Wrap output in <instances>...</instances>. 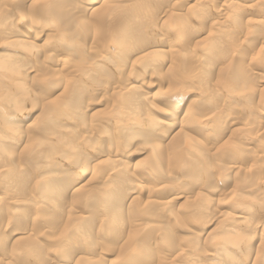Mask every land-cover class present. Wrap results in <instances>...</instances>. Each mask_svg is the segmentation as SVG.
Listing matches in <instances>:
<instances>
[{"label":"rangeland","instance_id":"1","mask_svg":"<svg viewBox=\"0 0 264 264\" xmlns=\"http://www.w3.org/2000/svg\"><path fill=\"white\" fill-rule=\"evenodd\" d=\"M32 1H33V6L37 8V10L33 11V12L29 11V8H28ZM51 1L52 0H7V1L6 0H0L1 17L6 16V17H4L5 21L0 20V43L2 42V39L5 37L3 40L4 43L0 45V56H2L3 59H5V58L8 59L9 57L19 59L20 57L22 58L23 55H24L23 57L27 56L28 53H29L28 57H36V56H38V54L43 52L39 56H47V55L51 56L46 60L48 62V64L47 63L46 64L49 65V67L51 65L50 68L52 70H54V69L60 70L59 67L61 68V70H60L61 76H59V78L61 79L62 82L60 81V83L65 84L64 79L65 80L67 79V81L70 78H72L73 80L77 79L78 74L75 75L76 72H75L74 68H76V67H74V65L75 66L76 65H79V66L82 65L85 67V64L88 61H91V59L89 60V58H91V57L88 55L89 48L90 47L101 48V42H103V36L101 37V35L103 34L104 30L103 31L100 30L96 25V22H97L96 18H98V15L96 13L95 14L93 13V11L95 9H97L96 12H98V13H99V10H101V11L103 10L104 12L109 11L110 8L111 9L113 8L112 6H116L115 4L118 5L120 2H122V3H120L122 6H124V4H125V6L123 8H128V9H135L136 8L137 11H139L141 9H146L145 5H147L148 6V9H146V10H148L147 13H148V15L152 16L151 22H153V20L156 21V19L159 18L158 20L161 19V22H163L162 25L163 24L166 25V26L163 25V27L160 26L159 28L157 27L159 30L156 33L157 36L155 34L154 35L152 34V36L150 35L151 36V37H149L150 41L157 42V41H163L166 39L168 41H178L179 37L174 36L176 33V27L175 26H180V25L176 22H179L178 19L184 20V18H185V21H187L189 28H193V29L195 28L194 30L192 29L193 33L195 34L194 36H192L194 38L191 40L192 44L198 43L200 41V39H202L203 37H206L207 34H208L207 37H209L213 33L214 34L220 33L221 36L223 35L221 38V43H220L221 45L223 44V47L220 45L219 49L217 48L218 50H216V49L212 50L210 48L211 50L208 51V53L213 54V56H216V57L218 56V57L215 60L216 61L215 67H213L212 70H210L207 74L208 75L207 77H209L208 79H211L209 81V84H207V85H209V86H207L208 87L207 89L209 90L211 86L213 87V89H217L218 90L217 95L220 97L216 96V99L213 98L214 101L212 99L211 102L208 103V105L204 103L205 105L203 106V105L198 104V102L196 100L197 97H195L196 95H194V94L193 95H185V93L181 91V92H177L176 94H174L175 96L174 95L172 96L170 93H168L169 90H166L169 88L166 81L169 79L170 75L168 74L169 75L168 76L167 73H165V70L163 69L162 74H161V71H159L160 76H158L159 72H156L150 76V74H151L150 69L145 67L149 62V59H150L149 57L146 58L148 60H146V59L145 60L141 59L142 61L138 60L141 62H138L135 65H133L134 63L132 64V62H131L130 65L126 66L125 70L121 69V71H119V74L117 73L118 70L116 71V69H115L116 66L113 67L112 65H106V64L104 66H101V67L95 66L94 69L92 70V74L96 75L97 80L94 79L92 81L93 83H91L90 86L92 87L95 84L97 85V87L94 90L95 92L93 91L94 93L92 92V94H93V98L94 97L96 98V103H98V105H95V107L93 108L94 110L92 109V110H90V111L88 110L86 112V114L88 113V115L85 116V118H87V116H88V118L85 119L86 124H88L89 121H91V122L93 121L92 124H98V122H100L102 125L109 124L108 126L111 125L109 127L110 132L113 135V132L115 130L116 131L118 130L116 128V125H115V122L117 120L115 117L117 116L118 110H121V107L123 106V104L120 100L117 101V98L114 97L110 93L111 89H113V86L115 88H117L119 85L120 86L118 88H125V89L126 88L132 89L133 87L138 88V86L140 85L139 82L141 81V79H143V82L146 86H148V84H150V85L152 84L153 86L145 87L147 89H145L141 86L140 89L141 90L143 89V90L141 91L138 89L137 95L140 94L143 96L146 95L145 97H150L149 98V100H150L149 105L151 104V108H149V106H146L147 108H144L143 107L144 105L140 104L137 107V109H139V110H137V109H136V111L134 110L135 113L137 112L136 114H139V115L140 114H143L146 116L149 115L148 117H151L152 119H153L152 115H154V119H160L158 112L160 111V108L162 110V107H161L163 105L162 103L165 102V100H169V98H170L169 96H171L173 98L170 101H173L175 98L174 103L178 104V106H180L181 108L183 106V109H184L185 104H186V107H187V109L189 108V111L185 115V113L183 112V109H177V112H176V110H174V108H175L174 107L173 109H169L170 111L168 110V112H166L168 114V116L166 114L165 118L167 120H169L170 124L173 123L172 125L175 126V129L180 128L182 126L183 135H190L193 139H195L193 142H191V144L192 143L193 144L195 143V144H194V146L192 144L193 147L191 149L187 148V146H186L182 149H178L177 153L175 150L174 151L175 153H174L173 147L171 146V143H169V148H168V142L161 141L159 143V139H158V137H156L158 135L155 136V134L150 139L145 140L144 142L140 141L141 139H138L139 142L137 139L135 141H131V143H128V145L126 147L125 146L124 147L118 146V148H117L116 145L113 146V140H112L110 143L111 146H109L110 144L108 145V147L103 146V151H105V156L107 157V153L109 152L108 159L111 156L110 159L112 160V162L107 161V159L105 157H102L103 159L100 157L99 160H102L103 163H100L99 165H97L98 167L93 168L94 170L93 169L91 170L90 168H88L87 167L88 163H87L86 167L84 169L85 171L81 169L80 170L81 173H77V174H79V179L77 181L75 180L77 182L75 184L77 186L84 187V189H86V186L88 187L87 190L92 189L90 187L91 186L93 187V185H94L95 189H97V188L99 189L100 186L103 184V181L105 179L104 178L105 175H107V173H110L111 168H113V166H114L113 165V159L115 158L114 153L116 152V150L120 149L121 154L118 152L119 153L118 158L124 164L123 171H124L125 177H128V180L130 179V181H127V183L130 182L131 184H133V187L129 183V184H127V186L130 188H126V187L117 188L118 186L120 187V185L118 182H114V185H111L110 187H107L105 189V191H104L105 196L107 195V197L109 198L108 200L110 202V206H111L112 212H113V214H111V216H112L111 220H109L108 222H105V224H104L102 222V219H101L102 216L101 215L99 216L100 213H99L98 207H94V206L92 207V205L88 206V208L86 207L85 209H81L80 207L78 209V207L75 206L74 210L72 208L73 213L74 212L75 213L73 215H71L68 211L69 208L71 209V207H69V208L67 207L68 206L67 203H68V200L70 201V197L67 198V200H66L67 203L66 202L61 203L64 206L60 205V208L58 207L59 211H55L53 213V211H51V209H50V212H48L49 209L46 210L42 214L43 216L41 218L43 221L46 220L45 221L46 224L44 223L42 225H36L35 226L32 223L30 224L31 220L35 219V217H36V215H35L36 212H34L35 211L34 209L29 208L26 210L27 211L26 212V211L22 210V207H20L21 210L18 211L19 213L17 212V214L14 215V218L13 219L11 218L13 220V221L11 220L13 223L11 222L9 227H7L8 231L6 230L5 231L6 233L4 232V236L0 235V255L2 253V255L4 256V258H3V256H0V258L2 257L4 259V260H0V264H1V262H2V264H4L5 262L8 263L9 261H10V264H34V263L35 264H38V263L39 264H47L46 262L48 260H49L48 264H77V263H79L77 261H80V264H88V263L92 264V262L94 263V261H95L94 264H102L103 262H104L103 264H106V263L107 264H111V263L112 264H135L133 262L134 259H136V258H134L135 256L133 257L132 252L128 248L129 246L125 247V245H123V244H126L127 239H128L127 242H129V240L131 241L132 239L130 237H133L132 234H134L137 230H139L140 234H141V236H140V234H139V236H137V237H139L138 242L139 241L142 242L141 243L142 245L150 244L152 246L153 251H152V254L147 255V258L149 257L148 261H146L144 259L145 258L144 257L142 259L143 262H141V263L139 262L136 264H143L144 262H145L144 264H157L158 263L157 260L158 261L160 260L158 264H165V263L166 264H203V263L204 264H217V263L221 264L223 262H224L223 264H225L224 260H226V262H227V260H230V261H228V263L230 262L229 264H233V263L234 264H251L252 260L254 259L255 255H256L257 246L261 249L260 245H258V244L260 242L259 238L262 236L259 237L258 234H259V230L261 231L262 228H264V220H263L264 219V187H263L264 186V89L262 90V88H264V60H263L264 59V55H263L264 50H262V49H264V43H263L264 42V39H263L264 38V23H260L262 20L261 18L264 17V0H246L247 2L251 1L250 3H252V4H250L251 7L244 9L242 12H240V5L245 0H206L207 2H205V0H179V1L178 0H149V1L148 0H139V1H137L136 6L134 4H132V6L127 4L128 2H132V0H124V3L122 0H117V2H119V3H117L116 0H114V1L113 0H60V1L55 0V2L53 1L54 3H52ZM142 1L143 2L146 1L145 5H144V3H142ZM183 1L185 3H181ZM102 2H104V4ZM36 3L38 6L36 5ZM50 3H52V4H50ZM203 3H205V4H203ZM2 4H3V6H1ZM176 4L179 8L177 6H174ZM179 4H181V6H179ZM52 5L53 6L55 5L54 7L58 6L57 7L58 10L64 11V9H65V11L68 12V14H70V15L74 14L73 18L75 20H78V22L75 21V23H74L75 25H72V27H70L68 25L67 27H69V28H67L65 24H63V23L61 24V26H63V28L62 27L61 28H62V30H64V32H66L65 30H68L67 32H69V33H70V31L73 32L71 34V39H70V41L73 39V41H71L72 44L70 43V41L67 38H66V40L62 39L64 37L62 34V30L60 33L59 26L55 25L53 23L54 21H51L50 17L46 18V16L40 15L41 13L39 14V12H41L39 10V6L41 9L43 6H49L50 7ZM138 5L139 6L141 5L140 8L138 7ZM62 6H64V7L61 8ZM34 7H32V8H34ZM68 8H70V9H68ZM154 8H155L154 13H155V15L157 14L155 17H153L154 13L150 12L151 9H154ZM223 8H224V10H223ZM8 10H10V12L13 13L15 16L10 15ZM22 10L24 12H27L26 14L31 13L30 15L36 16L40 20V22L44 21L43 22L44 24L41 25V23H39L40 25L36 26V25H34L35 23L32 22L33 24H31L28 22L26 24V26L24 25V27H21L20 31L15 32L14 30H12L11 35L8 34L10 32L9 31L10 28H8L9 27L8 24H12V21L10 22V19L14 20V23H15V21H17L18 17L20 16L19 13L21 14L23 12ZM69 11H70V13H69ZM103 11H102V13H103ZM214 11L216 12L215 14H213ZM158 12H160V13H158ZM219 12L221 13V15ZM34 13L35 14L37 13V15H35ZM170 13H172V14L170 15ZM3 14H6V15H3ZM8 15H10V16H8ZM93 15H94V17H92ZM159 15H161L162 18ZM197 16L201 17V18L198 19ZM7 17H9L8 20H7ZM41 17H43V18H41ZM75 17H77V18H75ZM49 18H50V20H49ZM235 18H237V20H235ZM165 19H166V21L170 20L171 22H165ZM39 20H38V22H39ZM174 20H176V22L174 23L173 28H172L171 23L174 22ZM1 22H2V24H1ZM92 22L96 25L95 30H97V31H95V32L93 30L94 27L92 26V24H93ZM200 23L202 25H200ZM29 24H31V25H29ZM170 24H171V26H169V28H167V25H170ZM217 24H219L220 26ZM45 25H46V27H44ZM90 25L93 28L91 30L89 29ZM143 26L149 32V28H150L149 25L145 24ZM22 28H23V31H22ZM39 28H41V29H39ZM79 28H80V31H78ZM1 30H4V31L6 30V31H5V33L2 32V34H1ZM26 30H31L32 32L34 31V33L40 32L41 36L38 39H36V38L34 39V34H32L33 36L29 35L30 36V38H29V36H27L28 33ZM41 30H43V32ZM92 30H93V32H92ZM166 30H167V32H166ZM82 31H84L85 33ZM58 32L60 35L57 34ZM89 32H91V33H89ZM168 32L170 34H168ZM23 34H26L25 36H27L31 41H33L32 45H31V47H33V49L31 48V51H29V52L26 51L27 53H24L25 52L24 50L20 49V51H18V49L16 48L17 46L15 47V46L6 44L5 39H10V40H15L16 38H17V40H19V39L21 40V38L24 39L25 37ZM84 34H87V35H84ZM91 34L95 37H93ZM43 35H45V36H43ZM72 35H74V36H72ZM80 35H81V37H84V38L83 39L80 38ZM90 35L92 36V38ZM73 37L76 40H74ZM77 38H78V40H77ZM228 38H230V40H228ZM189 39H190V37L187 38L186 41ZM89 40H93L94 42L92 41L93 42L92 43ZM232 40H233V43H232ZM238 40H239V43L237 42ZM61 41L64 43H62ZM108 41H109V38H108ZM182 41H184V40L182 39ZM222 41H224V42H222ZM59 42H60V44H59ZM234 42H235V47H233ZM88 43H89V45L87 46L86 44H88ZM134 43L135 42H132V44L128 45L129 48L127 46V50H126V48H125V50L128 51V49H129L131 51H135V47H134L135 44ZM67 44H68V46H67ZM182 44H183V42L181 44L177 43L176 44L178 46L177 49H181ZM34 45H35V47H34ZM84 45H85V47H84ZM207 45L208 44L205 42L204 45L202 44V46H204V48H202V46H199L198 50L197 49L196 50L195 49H190V50L188 49L189 52H188V50H186V52H188L189 55L192 56L191 58L196 57V58H199L201 60H204L207 56L210 55L207 53V51L202 50V49H205V47ZM239 45H240V48H237V46L239 47ZM72 46H74V54L72 53V50L70 49ZM106 46H108V43L106 44ZM228 46H230L231 49L233 48L232 50H234V51L236 49V51L232 52V50H230V48ZM87 47H89V48H87ZM14 48H16V49H14ZM39 48L40 49L42 48L41 49L42 52ZM189 48H190V46H189ZM68 49H70L71 53H70V51L68 52ZM64 50H65V52H63ZM226 50L228 52H230V51L231 52L228 54V52ZM219 51H221V52H219ZM237 51H238V54L236 53ZM30 52H32L31 53L32 56H30ZM1 53H2V55H1ZM13 53H14V55L12 56L11 54H13ZM204 53L205 54L207 53L208 55L205 56ZM231 53H233V54H231ZM256 53H257V55H256ZM15 54H17V55H15ZM68 54H70V56ZM135 55H138V54H135ZM187 56H188V54H187ZM256 57H258V58H256ZM2 58H0L1 59L0 61H2ZM65 58L66 59L69 58L71 60L70 62H68L67 65L62 64V60H65ZM86 58L88 59V61ZM223 58H224V60H223ZM49 59H51V60H49ZM40 60H41V58H40ZM56 61H58V62L56 63ZM210 61L211 60H209L207 57L205 60V62L207 64L205 63V65H203V64L197 65V64L193 63L194 66L190 65V68L191 69H197V71H201V70L206 71L205 69H207L211 66ZM49 62H52V63L50 64ZM144 63H146V65ZM227 64L229 66H227ZM207 65H208V67H207ZM244 65H245V67H244ZM225 66L229 67V69L226 70L228 72H225L223 75L222 74L219 75L217 69H220V67L225 68ZM233 66H234V68H237V70L234 69V71L236 73L233 71ZM64 67L66 70L64 69ZM103 67H105L107 69V71ZM102 68L104 70H101ZM70 69L72 72L70 71ZM230 70L233 73H231ZM139 74H141V75H139ZM160 77H161V79H160ZM158 79H160V80H158ZM2 80L6 81V78L4 77V79H2ZM135 80H138V82L135 83L134 82ZM245 80H246V82H245ZM90 82L91 81H88V83H90ZM94 82H96V83H94ZM240 82H242V84ZM42 84H43V86L40 89L37 88V90H39V92H40V96H44L46 94V96H50V98H53V97L55 98V96L61 94L62 90H60V88L56 92V90L55 91L50 90L51 86L49 84L48 85L47 84L45 85V83H42ZM87 85L89 86V84H87ZM215 85L217 88L215 87ZM239 86L240 87L242 86L243 89L240 88ZM43 88H44V91H42ZM248 88L252 89V91L249 92ZM103 89L106 92L108 91V98H107V96L104 98L101 96L102 94L98 93V92H100L99 90H103ZM222 89H224V90H222ZM253 89H254V91H253ZM48 91H51V92H48ZM156 91H157V93H156ZM166 91L169 95L167 93H165ZM53 92H56V93H54V95H53ZM152 93L154 95H152ZM163 96H165V98ZM60 97H63V94H61ZM206 97H209V95H207ZM152 98H154V99H152ZM159 100H160V102H159ZM214 104H215V106H213ZM155 105H157V107ZM211 106H213L212 107L213 110L211 109ZM197 107H199V109ZM126 109H129V111H131V108L126 107ZM109 110H112V111H109ZM156 111H158V112H156ZM190 112H191V115L193 116L192 117V119H194L193 121H195V123L192 125H191V123L193 121L191 122V120H190V115H189ZM247 113H248V115H247ZM106 115H108V116H106ZM186 116H188L189 118H187ZM213 116H214V118H213ZM184 117H186V118H184ZM95 120L97 121L96 123H95ZM99 120H102V122ZM61 122H62V124H67L65 120H63ZM178 122L180 123V125ZM181 123H182V125H181ZM250 125H252V126H250ZM195 127H196V129H195ZM203 127H204V129H202ZM156 134H157V132H156ZM172 134H170V136H172ZM229 134L231 135V137ZM150 140H152V141H150ZM153 141H154V143H153ZM156 142L160 144V147L156 146ZM100 143H101V141H99V140L96 141V145L95 146L91 145V148H89L88 150L91 153H92L93 149L100 150L99 149L100 146H98ZM246 143H248V145H247L248 148L246 149L245 152L241 153V148L245 147ZM166 146H167V148H165ZM152 147L155 150L154 149L152 150ZM122 148H123L124 152H123ZM159 149H160V151H158ZM149 150H151V151L149 152ZM156 151H158L159 154H157ZM168 152H170V153H168ZM179 153H180V155H178L176 157L175 155L179 154ZM183 153H189V155L191 157H193V158H191L193 160L192 161L191 160L179 161L178 158H180L181 154H183ZM156 154L159 155L157 160L155 158ZM160 154L163 158H165L164 160H162V157L160 156ZM121 155H122V157H121ZM172 156L175 158H173ZM60 159L62 160V161L58 162L60 165H58V166L56 165L57 167L56 166L54 167V169L56 168L55 171L53 170L54 175H57V176L62 175L61 167L64 169L66 168L67 171L69 168L73 167V166L72 167L66 166V159L67 158L62 159V157H61ZM104 159H106L107 163H105L106 161H104ZM168 159H170V160H168ZM171 159H172V161H171ZM158 161H161V162H159V164H158ZM167 161L170 164L173 163L175 165L173 166V164H171L169 166V163ZM216 161H218V162H216ZM166 162H167V164H166ZM207 162L210 164V166ZM94 163L95 162H91L89 164H94ZM161 163H163V164L161 165ZM107 164H108V166H107ZM206 165H207V167H206ZM221 165L223 166V168ZM172 166L174 167V169ZM176 167H178V168H176ZM208 167H210V168H208ZM74 170L76 172L78 171V170H76V168H74ZM128 170H130V172H132V173L129 174ZM93 171L94 172L96 171V173L93 174ZM134 171H135V174H133ZM146 171H148V173L149 172L150 173L146 175L145 174ZM97 172H99L103 176H101L99 173L97 174ZM178 175H179V177H178ZM162 176H165L166 178L162 179ZM167 176H168V179H167ZM71 180H72V178H71ZM86 181L90 182V183H87ZM115 183L117 186H115ZM95 184H96V186H95ZM89 185H91V186H89ZM112 186H115L116 188L112 187ZM137 188H140V190ZM154 188H155V190H154ZM141 189L143 192L141 191ZM114 190H118L121 195H119V192L114 191ZM126 190H127V192H126ZM2 191H3V189H0V194H2V195H0V199L3 200L4 194L2 193ZM27 191L28 192H26V194H24V195L18 194V196H16L17 197L16 199L20 200V198H23V199L32 198V200L36 201L34 199V198H37L36 197L37 195L35 194V192L33 193L34 195L33 194L31 195L33 197H30L32 190L28 188ZM113 192H114V194H113ZM213 192H214V194H213ZM109 193H110V195H109ZM180 194H182V196ZM13 195L15 196L17 194L13 193ZM129 195H130V197H129ZM153 195L155 196V198ZM19 196H20V198H19ZM121 196L123 198H121ZM177 196H181V198H179L178 200H173L174 202L171 201L170 203H172V204H168V207H166V208H162V207L160 208L159 203L162 202L164 199H168L169 197L172 199V198H176ZM182 197H183V199H182ZM114 198L117 202L114 200ZM151 199H152V201H154V203H156V205L152 204L149 206ZM201 199H202V201H201ZM94 201H95V199H94ZM121 201H122V203H121ZM152 201H151V203H153ZM177 201H179V202H177ZM130 202H131V204H130ZM132 203H135V204H132ZM94 204H95V202H94ZM128 206L130 207V209ZM156 206H158L159 208H157ZM4 208H3V210H0V211H2V212H0V221H1L0 222V225H1L0 230H2L3 227H5V226L2 227V225H5V222L8 219L7 217H5L6 215L4 213H6L5 212L6 210ZM193 208L195 211L193 210ZM91 209H93V211H91ZM161 209H163V211ZM183 209H185V210H183ZM196 209H197V211H196ZM30 210H31V212H30ZM78 210H79V212H78ZM147 210H149V211H147ZM169 210L171 213L169 212ZM60 211L64 214V216L62 213H60ZM120 211H122V212H120ZM76 212H78V213H76ZM81 212H82V214H81ZM219 212H220V214H218ZM50 213L53 215V217H51ZM56 213L58 214V218H57ZM122 213L126 214L127 218L125 219L124 223L121 224V226H117V224L115 223V218H117L118 215L122 214ZM65 214L69 216L68 219H67V216ZM80 214L84 215V219L82 218L79 222H76L77 216H79ZM19 215L21 218L19 217ZM59 216L62 218H60ZM86 216H88V218H86ZM97 216H99V217H97ZM114 216H116V217H114ZM137 216H139V217H137ZM145 216H147V217H145ZM208 216L209 217L211 216L212 218L211 217L209 218ZM17 217H18V219H17ZM30 217H32V218L30 219ZM47 217L50 218L51 220L48 219ZM135 217H137V218H135ZM256 217L257 218L259 217V219H257ZM90 218H91V221H90L91 224L87 220H85V219H90ZM95 218L97 220H95ZM2 219H4L5 222ZM70 219H71V221H70ZM82 220H83V222L81 223ZM126 220H128V222ZM48 221H50V222L48 223ZM66 221H68V222L66 223ZM130 221L133 223L135 222V223L134 224L130 223ZM15 222H18V223H15ZM86 222H88L91 225V227ZM212 222H214V223H212ZM63 223H65L64 226H67V227L64 228ZM84 223H86V225H88L86 227H88L93 234L92 237H90V238L96 239V237H95L96 235H94V234H98L97 237H99L98 240L96 239L97 242L95 240L91 241L92 242V243H90L91 248L88 245L90 250H92V248H94L93 250H95V252L92 250L94 254L90 250H84L83 251L80 249V247L85 242V240L86 241L89 240L88 238L83 237L82 239L79 238V240H78L75 238V236L73 237V235H72L71 229L72 228H73L72 230H76L77 228H79L80 230L84 229V228H82V227H85ZM95 223H96V225H95ZM110 223H111V225H110ZM145 223H147L148 225H146ZM250 223L254 224V226L258 225L257 233H255V234L252 233L253 235L250 234V237H252L251 238L252 240H250V241L252 243L250 241H248L247 245L240 247L241 249L238 247H232L233 241H231V240L235 237V235L239 234V236H241L240 233H242L243 231H246V228L248 226L252 225ZM61 224L63 227L61 226ZM76 224L78 226H76ZM82 224H84V225H82ZM92 224H93V227H92ZM131 224H132V226H131ZM138 224L140 227L136 226ZM151 224H153V225H151ZM56 225H58V226H56ZM133 225L136 227H134ZM218 225H219V228H218ZM14 226L16 227V229ZM32 226H33V228H32ZM146 226H148V228ZM158 226L161 227V230H157ZM55 227H56V229H54ZM112 227H114V228L111 229ZM127 227H129V229H126ZM141 227H143V229H141ZM144 227L147 229H145ZM36 228H38V229H36ZM61 228L63 230L64 229L66 230V231L65 230L63 231V232H65L64 234H62ZM133 228H134V231H132ZM136 228H137V230H135ZM139 228L142 230V232ZM155 228H156V230H155ZM213 228H214V231H212ZM52 229H54L55 231L53 232ZM116 229L118 230V232ZM9 230L13 231V232L10 234ZM16 230L18 231V233ZM128 230H129V232H128ZM20 231H22V232H20ZM39 231H42V232H39ZM48 231H49V233H48ZM59 231H61V233ZM103 231H105V232H103ZM107 231L108 232L112 231V233H110V232L108 233ZM66 232H68V233H66ZM157 232H158V235H157ZM42 233H44V234H42ZM70 233H71V236H69ZM104 233H106V235H109L108 238H106L104 236L105 235ZM114 233H115V235H114ZM129 233L130 234L132 233V234L130 235ZM22 234H24V235H22ZM152 234H154L153 235L154 237L152 236ZM191 234H194L195 236L198 234L197 235L198 238L193 239V241L192 240L187 241V239H188L187 237L190 236ZM263 234H264V231H263ZM54 235H56V236H54ZM64 235H65V237H64ZM212 235H214L215 237ZM257 235L259 238L257 237ZM24 236L28 237V238L24 239ZM118 236H120V238H118ZM122 236L125 237L124 240H123ZM128 236H130V237L128 238ZM147 236L149 239L147 238ZM253 236H255V238ZM19 237H21V239ZM38 237L39 238L41 237V240L37 239ZM51 237H53V238H51ZM60 237H62V238H60ZM121 238H122V241H121ZM151 238H152V240H151ZM239 238H241V237H238V240H243V239H239ZM1 239L3 242L1 241ZM60 239L61 240L64 239V242L60 241ZM80 239L83 241H81ZM168 239L173 241L172 244H171V242H168L169 241ZM23 240L24 241L28 240L29 242L26 241V243H25ZM149 240H151V241H149ZM93 241H95V242H93ZM22 242H23V244H22ZM78 242L81 245L78 244ZM99 242L101 244H104V245L103 246L99 245ZM144 242H145V244H144ZM34 243L36 245L38 244L39 250H37V251L33 250L36 252L35 256L33 257L32 253L28 252V250L31 247H33ZM55 243L58 244V246ZM163 243L166 244V246ZM226 243L227 244L229 243V245H227ZM40 244H41L42 248L39 247ZM54 244H55V246H54ZM28 245H29V247L27 248ZM63 245H65V247ZM71 245H77L78 247L77 246L76 247L71 246ZM122 245L124 246V248ZM126 245H128V244H126ZM107 246H109V248ZM177 246H179V247H177ZM25 247H26V250H25ZM100 247H102V248H100ZM223 247H225V249ZM57 248H59V249H57ZM84 248H86V247H84ZM125 248H126V250H124ZM155 248H156V250H155ZM221 248L223 249V251L229 250L228 252H230V251L231 252L229 254H224V256H222V253L220 252L222 250ZM5 249L6 250L8 249V251H5ZM40 249H41V251H40ZM50 249H52V250L54 249V250L52 251ZM11 250L17 251L16 252L18 254L17 260L12 257ZM158 250H159V252H158ZM25 251H26V253H25ZM76 251H78L81 254V256L79 253L77 254ZM123 251H124V253H123ZM37 252L40 254H38ZM42 252H44V253H42ZM55 252L58 255H56ZM121 252L123 255L121 254ZM160 252H162V253L160 254ZM90 253L93 255H91ZM101 253H103V254H101ZM130 253L132 255H130ZM157 253H158V255H157ZM225 253H226V251H225ZM75 254L77 255V257ZM124 254L127 256V258ZM155 254L158 257H156ZM9 255L12 257V258L10 257L11 259L9 258ZM74 255H75V257H74ZM233 255H235V256L233 257ZM46 256H47V258H46ZM52 256L54 259L50 260V258H52ZM93 256H96V257H93ZM99 256H101V257H99ZM160 256L164 259H162ZM59 257H61V258H59ZM86 257L89 259V261H88V259H85ZM55 258H57V259H55ZM82 258L85 259L86 262H84V260ZM91 258H93V259H91ZM100 258H102V260ZM115 258H116V260H115ZM221 258L224 260H222ZM94 259H96V260H94ZM168 259L170 260V262ZM91 260H93V261H91ZM75 262H77V263H75ZM263 262L258 260L257 263L258 264H264Z\"/></svg>","mask_w":264,"mask_h":264},{"label":"bare ground","instance_id":"2","mask_svg":"<svg viewBox=\"0 0 264 264\" xmlns=\"http://www.w3.org/2000/svg\"><path fill=\"white\" fill-rule=\"evenodd\" d=\"M7 1V0H6ZM55 0H52L51 2L54 3ZM58 1V0H57ZM60 1V0H59ZM114 1V0H113ZM123 3H124V0H122ZM135 1V2H134ZM137 1L139 0H132V2H126L127 4L131 5L134 4L136 6V3ZM149 1V0H148ZM179 1V0H178ZM38 2V1H37ZM93 2V1H92ZM100 2V1H99ZM109 2V1H108ZM117 2V0H116ZM146 2V1H145ZM145 2L142 1V3H144L145 5ZM198 2V1H197ZM200 2V1H199ZM205 2H207L205 0ZM251 2V1H250ZM249 1L247 2L246 0L243 1L240 5V12H242L244 9H247L248 7H251ZM3 3V2H2ZM35 3V2H34ZM40 3V2H39ZM50 3V4H52ZM104 4V2H102ZM113 3V2H112ZM119 3V2H117ZM122 3V2H120ZM115 4L116 6H112L113 8L109 9V11H102L99 10V13L96 12L97 9H95L93 11V13L97 14L98 15V18H96L97 22H96V25L97 27L100 29V30H104L103 31V34L101 35V37L103 36V42H101V48H95V47H87L89 48V52H88V55L91 57L89 58V60L91 59V61H88L87 59V63L85 64V67L84 66H79V65H74V68L75 69V72L77 75V79H74L73 80L72 78L67 79L65 80L64 79V83L65 84H61L60 81L61 79L59 78V76H61L60 74V70L61 68L59 67L60 70H52L48 64V62L46 61L49 57H51L50 55L48 56H39L41 55L43 52H42V48L40 49L42 53L38 54V56L36 57H28L29 53L27 56L23 57L22 58L20 57L19 59H15V58H5L3 59L2 56H0V58H2V61H0V189H3L2 193L4 194V199H0V210H3V208L6 210L4 213L8 219L6 220V222L4 221V219H2L4 222H5V225H2L5 226L3 227L2 230H0V235L4 236V232L8 229L7 227H9V225L11 224V222L13 221L12 219L14 218V215L17 214V212L20 209V207H22V210L26 211L27 209L31 208V209H34L36 212L35 215V219L31 220L30 224H34L35 226L36 225H42V224H46V220L43 221L41 218H42V214L49 209L48 212H50V209L51 211H53V213L55 211H59L58 207L60 208V205L61 206H64L62 205L61 203L63 202H66L67 203V198L70 197V201L68 200V203H67V207H71V209L69 208V213L71 215H73V211H72V208L74 210V207L77 206L78 209L79 207L81 209H85L86 207L88 208V206H91L92 207H98L99 209V216L101 215L102 216V222L105 224V222H108L109 220H111V214H113L112 212V208L110 206V202H109V198L107 197V195L105 196V189L107 187H110L111 185H114V182H118L120 187L118 186L117 188H121V187H126V188H130L127 186V184H129L130 182L127 183V181H130V179L128 180V177H125L124 175V171H123V168H124V164L123 162H121V160L118 158V154L121 152L120 149L119 150H116V152L114 153V159H113V168H111V171L110 173H107V175H105V179L103 181V184L100 186V188L98 189H95L94 185L93 187L91 185L90 188L92 189H89L87 190V186H86V189H84V187H80V186H77L75 183H77L76 181L79 179V174L77 173H81L80 170H84L85 167H86V164H87V167L90 168L91 170L95 167H98L97 165H99L100 163H103L102 160H99L100 157H105L107 159V161L109 162H112V160L110 158L108 159V154L109 152L107 153V157L105 156V151H103V146H106L108 147V145L111 143V141L113 140V146L116 145V147L118 148V146H122V147H126L128 145V143H131V141H135L136 139H141L140 141L144 142L145 140H148L150 139L154 134L156 137H158L159 139V143L161 141H166L168 142V148H169V143H171V146L173 147V152L176 150V153L178 152L177 150L178 149H182L184 147L187 146V148L191 149L193 146L191 144V142H193L195 139H193L190 135H183L182 133V126L180 128H177L175 129V126H173L172 124H170L169 120H167L165 118V115L167 114L166 112H168L169 109H173L174 107V110H176L177 112V109H183V106L182 108L180 106H178V104L174 103L175 102V98L173 101H170L171 99H173L171 96H169V100H165V102H163L162 104V110L160 108V111H156L159 113V117L160 119H154V115L153 116V119L151 117H148L146 115H143V114H136L135 111L137 109V107L142 104L144 105L143 107L144 108H147L146 106H149V108H151V104L149 105L150 103V100L149 98L150 97H145L146 93L144 94L145 96L143 95H140L138 93V89L141 90V86L143 88L145 87H151L153 86L152 84H148V86H146L143 82V79H141V81L139 82L140 85L137 87H133L132 89H125V88H115L113 86V89H111V94L117 98V101L120 100L123 104V106L121 107V110H118L117 112V116L115 117L117 120L115 122V125H116V128L118 129L117 131L115 130L113 132V135L111 134L110 132V129L109 127L111 126H108L109 124L107 125H102L100 122H98V124H92L91 121L88 122V124H86L85 122V119L88 118H85L86 115H88V113L86 114V112L89 110H92L95 105H98V103H96V98L94 97L93 98V94L92 92L95 90V88L97 87V85L95 84L94 86H90L91 83H93L92 81L94 79H96V75H93L92 74V70L94 69L95 66H98V67H101V66H104L105 64L106 65H112L113 67H115L116 71L118 70V74H119V71H121V69L125 70L126 69V66L130 65L131 62L133 65H135L136 63L138 62H141L142 60L141 59H146L147 57H149V62L148 64L146 65V63H144L143 65L146 67V68H149L150 69V76L156 72H159L161 71V74H162V70L164 69L165 70V73H167V75L169 76V79L166 81L167 82V85L169 86L168 89L166 90H169L168 93H170L172 96L174 94H176L177 92H184L185 95H196L195 97H197V102L198 104L200 105H205L209 102H211V100L214 98L216 99V96L217 95V89H213V87L211 86L210 89L208 90L207 84H209V81L211 79H208L209 77H207L208 75V72L210 70H212L213 67H215V63H216V59L217 57L216 56H213V54H210L208 53L209 50H213V49H216L218 50L219 47H220V43H221V38L222 36L219 34H211L209 37H203L202 39H200V41L198 43H194L192 44L191 43V40L194 39L192 36H194L195 34L193 33L192 29L193 28H189L188 24H187V21H185V18L184 20L183 19H178L179 22H176V20H174V22H172V26L171 24L170 25H167V28H169V26H171L173 28V25L174 23H178L180 26H175L176 27V33H175V37H179L178 41H168L167 39L166 40H163V41H156L157 42H154V41H150V38L152 36V34L156 35V33L159 31L158 28L161 26L163 27L162 23L161 22V19L158 20L159 15L156 19V21L153 20V22H151L152 20V16L151 15H148L146 9H148V6L145 5V8L146 9H141L139 11H137V9H128V8H123L125 6H122L121 4ZM181 3H185L184 1L181 2ZM212 3V2H211ZM49 4V3H48ZM56 4V3H55ZM102 4V5H103ZM107 4V3H106ZM109 4V3H108ZM147 4V3H146ZM178 4V3H177ZM174 5V6H177ZM202 4V3H201ZM205 4V3H203ZM208 4V3H207ZM35 5V4H34ZM37 5V3H36ZM46 5V4H45ZM59 5V4H58ZM67 5V4H66ZM184 5V4H183ZM216 5V4H215ZM224 5V4H223ZM3 6V4L1 5ZM38 6V5H37ZM55 6V5H54ZM53 5L52 6H43L41 9H40V6H39V10L41 12H39L40 15H43V16H46L47 17H50L51 18V21H54L53 23L57 26H59L60 28V33H61V30L63 28V26H61V24H65L66 27L69 25L70 27H72V25H75V21L78 22V20H75L73 17V15L71 16L70 14H68V12L64 11L63 10H58V6L57 7H54ZM141 6V5H140ZM140 6L138 5V7L140 8ZM179 6H181V4H179ZM230 6V5H229ZM5 7V6H4ZM33 6V1L30 3V6L28 7L29 8V11H36L37 8ZM64 6H62L61 8H63ZM178 7V6H177ZM220 7V6H219ZM224 7V6H223ZM253 7V6H252ZM6 8V7H5ZM36 8V9H35ZM173 8V7H172ZM179 8V7H178ZM225 8V7H224ZM223 8V10H224ZM2 9V8H1ZM35 9V10H34ZM57 9V10H56ZM70 9V8H68ZM103 9V8H102ZM3 10V9H2ZM6 10V9H5ZM154 9H151L150 12L154 13ZM222 10V11H223ZM1 11V10H0ZM7 11V10H6ZM10 15H14L13 13L10 12V10H8ZM23 11V10H22ZM28 11V12H29ZM68 11V10H67ZM101 11V12H100ZM216 11V10H215ZM214 11L213 14H215L216 12ZM228 11V10H227ZM67 14H66V13ZM161 12V11H160ZM158 12V13H160ZM171 12V11H170ZM27 12H22L21 14L19 13V17L17 19V21H15L14 23V20L10 19V22L12 21V24H8V28L9 29V33L11 35V32L12 30H14L15 32L16 31H20L21 30V27H24V25L26 26V24L29 22L31 24L35 23L34 25L36 26H39L41 23L44 24L43 22L44 21H41L34 15H30L31 13H28L26 14ZM70 13V11H69ZM147 13V14H146ZM168 13V12H167ZM220 13V12H219ZM35 14V13H34ZM150 14V13H149ZM172 13H170L171 15ZM212 14V15H213ZM3 15H6V14H3ZM8 15V16H10ZM37 15V13L35 14ZM39 15V16H40ZM153 15V14H152ZM157 15V14H156ZM155 13H154V16H156ZM175 15V14H174ZM221 15V13H220ZM15 16V15H14ZM13 16V17H14ZM76 16V15H75ZM96 16V15H95ZM151 16V17H150ZM173 16V15H172ZM206 16V15H205ZM232 16V15H231ZM6 17V16H4ZM4 17H1V14H0V20H4ZM12 17V16H11ZM94 17V15L92 16ZM91 17V18H92ZM97 17V16H96ZM166 17V16H165ZM164 17V18H165ZM198 17V16H197ZM9 17H7V20H8ZM43 18V17H41ZM49 18V20H50ZM77 18V17H75ZM162 18V16H161ZM196 18V17H195ZM201 18V17H198V19ZM15 19V20H16ZM80 19V18H79ZM261 22L260 23H264V17L261 18ZM39 20V22H38ZM45 20V19H44ZM169 20V19H168ZM235 20H237V18H235ZM3 21V22H4ZM95 21V20H94ZM93 21V22H94ZM163 21V20H162ZM8 22V21H7ZM33 22V23H32ZM92 22V23H93ZM165 22H171L170 20L169 21H166L165 19ZM250 22V21H249ZM86 23V22H85ZM89 23V22H88ZM91 23V22H90ZM2 24V22H1ZM29 24V25H31ZM78 24V23H77ZM82 24V23H81ZM149 25V32L148 30H146L144 28L143 25ZM47 25V24H46ZM46 25L44 27H46ZM96 25L93 23L92 26L94 27V29L92 28V26L90 25L89 26V29H93L94 32L97 31L95 30L96 28ZM200 25H202L200 23ZM219 25V24H217ZM234 25V24H233ZM166 26V25H164ZM220 26V25H219ZM52 27V26H51ZM62 27V28H61ZM74 27V26H73ZM83 27V26H82ZM81 27V28H82ZM158 27V28H157ZM218 27V26H217ZM43 28V27H42ZM69 28V27H67ZM166 28V27H165ZM223 28V27H222ZM35 29V28H34ZM33 29V30H34ZM41 29V28H39ZM44 29V28H43ZM50 29V28H49ZM86 29V28H85ZM195 29V28H194ZM193 29V30H194ZM47 30V29H46ZM56 30V29H55ZM73 30V29H72ZM77 30V29H76ZM92 30V32H93ZM243 30V29H242ZM6 31V30H5ZM4 30H1V34L2 32L5 33ZM22 31H23V28H22ZM27 31V36L29 35H32L34 34V39H38L40 36H41V33L40 32H36L37 33H34V31L32 32L31 30H26ZM43 32V30H41ZM58 31V30H57ZM66 32H64V30H62V34H63V38L62 39H65L66 38L70 41L71 39V34L73 33L72 31L67 32L68 30H65ZM80 31V28L79 30ZM99 31V30H98ZM163 31V30H162ZM84 32V31H82ZM167 32V30H166ZM19 33V32H18ZM50 33V32H49ZM75 33V32H74ZM78 33V32H77ZM85 33V32H84ZM91 33V32H89ZM197 33V32H196ZM232 33V32H231ZM7 34V35H8ZM58 35L59 32L57 33ZM95 34V33H94ZM168 34H170L168 32ZM172 34V33H171ZM24 35V39L21 38V40H17V38L15 40H10V39H5L6 40V44L8 45H12V46H17L16 48L18 49V51L21 50H24L25 52L24 53H27L29 51H31V48L33 49V47H31L32 45V42L27 36H25L26 34H23ZM75 35V34H74ZM72 35V36H74ZM82 35V34H81ZM80 35V38H84V37H81ZM84 35H87V34H84ZM83 35V36H84ZM92 35V34H91ZM90 35V36H91ZM99 35V34H98ZM151 35V36H150ZM188 35V36H187ZM13 36V35H12ZM33 36V35H32ZM45 36V35H43ZM50 36V35H49ZM53 36V35H52ZM78 36V35H77ZM89 36V35H88ZM93 36V35H92ZM91 36V38H92ZM97 36V35H96ZM157 36V35H156ZM256 36V35H255ZM18 37V36H17ZM61 37V36H60ZM95 37V36H93ZM190 37L189 40L186 41L187 38ZM5 38V37H4ZM4 38L2 39V42L0 43L3 44V40ZM15 38V37H14ZM13 38V39H14ZM74 38V37H73ZM108 38H109V41H108ZM153 38V37H152ZM165 38V37H164ZM199 38V37H198ZM231 38V37H230ZM230 38H228V40H230ZM90 39V38H89ZM182 39L184 41H182ZM264 39V38H263ZM47 40V39H46ZM74 40H76L74 38ZM78 40V38H77ZM159 40V39H158ZM237 40V39H236ZM241 40V39H240ZM261 40V39H260ZM48 41V40H47ZM54 41V40H53ZM64 41V40H63ZM73 41V39L71 40ZM70 41V43L72 44V42ZM89 41H93V40H89ZM62 42V41H61ZM68 42V41H67ZM79 42V41H78ZM83 42V41H82ZM88 42V41H87ZM90 42V43H91ZM94 42V41H93ZM92 42V43H93ZM132 42H135V51H131L128 49L127 50V46L132 44ZM154 42V43H153ZM182 46H181V49H177V43H182ZM207 43L208 45L205 47V49H202V50H205L207 51L208 54H210L208 57L209 60H211V66L207 69H205L206 71L204 70H201V71H197V69H191L190 68V65H193L194 64H203L205 65V60H201L199 58H191L192 56L189 55V50L190 49H197L199 48V46H202V44L204 45V43ZM224 42V41H222ZM239 43V40L237 41ZM241 42V41H240ZM261 42V41H260ZM64 43V42H62ZM69 43V42H68ZM86 43V42H85ZM84 43V44H85ZM108 43V46H106V44ZM232 43H233V40H232ZM264 43V42H263ZM262 43V44H263ZM53 44V43H52ZM60 44V42H59ZM83 44V43H82ZM237 44V43H236ZM257 44V43H256ZM87 46L89 45L86 44ZM92 45V44H91ZM100 45V44H99ZM153 45V46H152ZM227 45V44H226ZM235 47V42L233 44ZM241 45V44H240ZM240 45L239 47L237 46V48H240ZM4 46V45H3ZM6 46V45H5ZM19 46V47H18ZM59 46V45H58ZM68 46V44H67ZM77 46V45H76ZM190 46V48H189ZM223 47V44L221 45ZM252 46V45H251ZM261 46V45H260ZM35 47V45H34ZM85 47V45H84ZM230 48V46H228ZM2 48V47H1ZM13 48V47H12ZM14 48V49H16ZM126 48V50H125ZM129 48V46H128ZM132 48V47H131ZM180 48V47H179ZM202 48H204V46H202ZM211 48V49H210ZM218 48V49H217ZM72 50V53L74 54V46H72L70 48ZM70 49H68V52L70 51ZM76 49V48H75ZM189 49V50H188ZM233 49V48H232ZM230 48V50H232ZM235 49V48H234ZM261 49V48H260ZM259 49V50H260ZM66 50V49H65ZM65 50L63 52H65ZM137 50V51H136ZM186 50H188V52H186ZM222 50V49H221ZM264 50V49H262ZM27 51V52H26ZM44 51V50H43ZM193 51V50H192ZM201 51V50H200ZM227 51V50H226ZM236 51V49H235ZM234 50H232V52H235ZM40 52V51H39ZM137 52V53H136ZM221 52V51H219ZM228 52V51H227ZM231 52V51H230ZM228 52V54L230 53ZM260 52V51H259ZM262 52V51H261ZM6 53V52H5ZM22 53V52H21ZM32 52H30V56ZM71 53V51H70ZM205 54L204 55H208V54ZM238 54V51L236 52ZM264 53V52H263ZM9 54V53H8ZM19 54V53H18ZM65 54V53H64ZM67 54V53H66ZM135 54H140L139 56L138 55H135ZM188 54V56H187ZM193 54V53H192ZM233 54V53H231ZM230 54V55H231ZM254 54V53H253ZM2 55V53H1ZM4 55V54H3ZM12 56L14 55L11 54ZM17 55V54H15ZM21 55V54H20ZM19 55V56H20ZM46 55V54H45ZM70 56V54H68ZM257 55V53H256ZM262 55V54H261ZM264 55V54H263ZM8 56V55H7ZM10 56V55H9ZM55 56V55H54ZM94 57V58H93ZM229 57V56H228ZM41 58V60H40ZM258 58V57H256ZM228 59V58H227ZM239 59V58H238ZM250 59V58H249ZM253 59V58H252ZM1 60V59H0ZM51 60V59H49ZM57 60V59H56ZM138 60H141V61H138ZM148 60V59H146ZM224 60V58H223ZM229 60V59H228ZM231 60V59H230ZM243 60V59H242ZM264 60V59H263ZM71 60L68 58L65 60H62V64L64 65H67L68 62H70ZM241 61V60H240ZM58 61H56L57 63ZM189 62V63H188ZM192 64H191V63ZM224 62V61H223ZM226 62V61H225ZM47 63V64H46ZM50 64L52 62H49ZM108 63V64H107ZM194 63V64H193ZM227 63V62H226ZM54 64V63H53ZM207 64V63H206ZM225 64V63H224ZM84 65V64H83ZM223 65V64H222ZM226 65V64H225ZM231 65V64H230ZM246 65V64H245ZM244 65V67H245ZM55 66V65H54ZM227 66H229L227 64ZM236 66V65H235ZM62 67V66H61ZM68 67V66H67ZM205 67V66H204ZM208 67V65H207ZM231 67V66H230ZM20 68V69H19ZM54 68V67H53ZM56 68V67H55ZM105 68V67H103ZM101 69V70H104V69ZM145 68V69H146ZM232 68V67H231ZM65 69V67H64ZM73 69V70H74ZM96 69V68H95ZM106 69V68H105ZM227 69H229V67H226L225 68H221L220 69H217L218 70V73L219 75H223L225 72H228L226 71ZM234 69L237 70V68H234L233 66V71ZM66 70V69H65ZM110 70V69H109ZM148 70V69H147ZM242 70V69H241ZM64 71V70H63ZM71 71V69H70ZM69 71V72H70ZM107 71V69H106ZM105 71V72H106ZM131 71V70H130ZM129 71V72H130ZM143 71V70H142ZM146 71V70H145ZM72 72V71H71ZM104 72V71H103ZM132 72V71H131ZM231 72V70H230ZM235 72V71H234ZM238 72V71H237ZM67 73V72H66ZM121 73V72H120ZM233 73V72H231ZM236 73V72H235ZM242 73V72H241ZM240 73V74H241ZM96 74V73H95ZM98 74V73H97ZM106 74V73H105ZM141 75V74H139ZM164 75V74H163ZM166 75V76H167ZM172 75V76H171ZM217 75V74H216ZM227 75V74H226ZM65 76V75H64ZM160 76V72H159V75ZM157 76V77H158ZM232 76V75H231ZM4 77L6 78V81L2 80L4 79ZM50 77V78H49ZM215 77V76H214ZM59 78V79H58ZM225 78V77H224ZM157 79V78H156ZM161 79V77H160ZM158 79V80H160ZM218 79V78H217ZM236 79V78H235ZM97 80V79H96ZM166 80V79H165ZM164 80V81H165ZM237 80V79H236ZM240 80V79H239ZM88 81H91L90 83H88ZM62 82V81H61ZM135 83L138 82V80H135L134 81ZM243 82V81H242ZM242 82H240L242 84ZM246 82V80H245ZM42 83H45V85L49 84L51 86L50 90L52 91H55L56 92L58 91V89L60 88L61 91V94H63V97H60L61 94L55 96V98H50V96H46V94L44 96H40V92L39 90H37V88H41L43 86ZM96 83V82H94ZM102 83V82H101ZM138 83V84H139ZM148 83V82H147ZM146 83V84H147ZM239 83V84H240ZM244 83V82H243ZM261 83V82H260ZM61 84V85H60ZM89 84V86L87 85ZM161 84V83H160ZM246 84V83H245ZM244 84V85H245ZM63 85V86H62ZM93 85V84H92ZM124 85V84H123ZM105 86V85H104ZM201 86V87H200ZM94 87V88H93ZM122 87V86H121ZM124 87V86H123ZM216 87V85H215ZM240 87V86H239ZM244 87V86H243ZM212 88V89H211ZM217 88V87H216ZM242 88V86L240 87ZM46 89V88H45ZM105 89V88H104ZM103 90H99L100 94H102L101 96L102 97H106L108 98V91H104ZM147 89V88H145ZM160 89V88H159ZM243 89V88H242ZM249 89V88H248ZM255 89V88H254ZM253 89V91H254ZM264 88H262L263 90ZM143 90V89H142ZM141 90V91H142ZM224 90V89H222ZM44 91V88L43 90ZM140 91V92H141ZM241 91V90H240ZM249 92L252 91V89H249L248 90ZM47 92V91H46ZM48 92H51V91H48ZM56 92H53V95L54 93ZM95 92V91H94ZM93 92V93H94ZM222 92V91H221ZM109 93V94H110ZM157 93V91H156ZM167 93V91L165 92ZM167 93V94H168ZM244 93V92H243ZM52 94V93H51ZM110 94V95H111ZM42 95V94H41ZM150 95V94H149ZM148 95V96H149ZM152 95H154L152 93ZM169 95V94H168ZM184 95V96H185ZM207 95H209V97H206ZM156 96V95H155ZM175 96V95H174ZM243 96V95H242ZM165 98V96H163ZM186 97V96H185ZM192 97V96H191ZM194 97V98H195ZM220 97V96H218ZM168 98V97H167ZM166 98V99H167ZM154 99V98H152ZM162 99V98H161ZM213 99V101H214ZM237 99V98H236ZM245 99V98H244ZM100 100V99H99ZM112 100V99H111ZM156 100V99H155ZM195 100V99H194ZM152 101V100H151ZM219 101V100H218ZM153 102V101H152ZM158 102V101H157ZM160 102V100H159ZM158 102V103H159ZM179 102V101H178ZM191 102V101H190ZM249 102V101H248ZM115 103V102H114ZM119 103V102H118ZM183 103V102H182ZM205 103V104H204ZM160 104V103H159ZM180 104V103H179ZM224 104V103H223ZM247 104V103H246ZM250 104V103H249ZM248 104V105H249ZM101 105V104H100ZM109 105V104H108ZM181 105V104H180ZM192 105V104H191ZM157 107V105H155ZM188 106V105H187ZM215 106V104L213 105ZM211 106V109L212 107ZM126 107L128 108H131V111H129V109H126ZM191 107V106H190ZM227 107V106H226ZM199 109V107H197ZM210 108V107H209ZM224 108V107H223ZM143 109V108H142ZM203 109V108H202ZM210 109V110H211ZM94 110V109H93ZM135 110V111H134ZM139 110V109H137ZM155 110V109H154ZM196 110V109H195ZM208 110V109H207ZM213 110V109H212ZM109 111H112V110H109ZM170 111V110H169ZM181 111V110H180ZM189 111V108L187 109L186 107V104H185V107L183 109V112L185 113V115L187 114V112ZM228 111V110H227ZM175 112V111H174ZM207 112V111H206ZM217 112V111H216ZM97 113V112H96ZM111 113V112H110ZM171 113V112H170ZM108 114V113H107ZM147 114V113H146ZM151 114V113H150ZM217 114V113H216ZM90 115V114H89ZM172 115V114H171ZM190 120L191 122L194 120L192 119V115H191V112H190ZM214 115V114H213ZM219 115V114H218ZM248 115V113H247ZM108 116V115H106ZM137 116V117H136ZM151 116V115H150ZM164 116V117H163ZM168 116V114H167ZM173 116V115H172ZM90 117V116H89ZM104 117V116H103ZM187 118H189L188 116H186ZM184 117V118H186ZM202 117V116H201ZM224 117V116H223ZM91 118V117H90ZM143 118V119H142ZM214 118V116H213ZM218 118V117H217ZM65 120L67 124H62L61 121ZM110 120V119H109ZM184 120V119H183ZM187 120V119H186ZM185 120V121H186ZM189 120V119H188ZM87 121V120H86ZM102 122V120H99ZM97 121L95 120V123ZM111 122V121H110ZM190 122V123H191ZM107 123V122H106ZM179 123V122H178ZM195 121H193L191 123L194 124ZM67 125V126H66ZM70 125V126H69ZM180 125V123H179ZM182 125V123H181ZM252 126V125H250ZM201 127V126H200ZM114 128V127H113ZM209 128V127H208ZM251 128V127H250ZM196 129V127H195ZM204 129V127L202 128ZM112 131V130H111ZM157 132V134H156ZM173 133V134H172ZM170 134H172V136H170ZM230 135V134H229ZM215 136V135H214ZM234 136V135H233ZM231 137V135H230ZM229 137V138H230ZM232 139V138H231ZM101 141V143L98 145L100 146L99 149L100 150H95L93 149L92 150V153L88 150L89 148H91V145H96V141ZM155 140V139H154ZM152 141V140H150ZM115 142V143H114ZM139 142V140H138ZM141 142V143H142ZM162 142V143H163ZM165 142V143H166ZM249 142V141H248ZM154 143V141H153ZM156 142V146L160 147V144ZM164 143V144H165ZM199 143V142H198ZM148 144V143H147ZM197 144V143H196ZM102 145V146H101ZM202 145V144H201ZM248 143H246L245 147H242L241 148V153L245 152L246 149L248 148L247 147ZM111 146V144L109 145ZM131 146V145H130ZM129 146V147H130ZM200 146V145H199ZM221 146V145H220ZM148 147V146H147ZM111 148V147H110ZM114 148V147H113ZM151 148V147H150ZM167 148V146L165 147ZM105 149V148H104ZM109 149V148H108ZM116 149V148H115ZM114 149V150H115ZM154 148L152 147V150ZM172 149V148H171ZM102 150V151H101ZM106 150V149H105ZM123 150V148H122ZM155 150V149H154ZM163 150V149H162ZM109 151V150H108ZM113 151V150H112ZM151 150H149L150 152ZM160 151V149L158 150ZM157 152V154H159ZM164 151V150H163ZM119 152V153H118ZM124 152V150H123ZM154 152V151H153ZM165 153V152H164ZM170 153V152H168ZM175 153V152H174ZM121 154V153H120ZM155 155V158L157 160V158L159 157V155ZM179 154H176L175 156L177 157ZM214 155V154H213ZM113 156V155H112ZM120 156V155H119ZM152 156V155H151ZM161 156V154H160ZM244 156V155H243ZM62 157L63 158H67L66 159V166H70L72 168H69L68 171L66 170V168H62L61 167V171H62V175L61 176H57V175H54V167L57 165H60L58 162L59 161H62L60 158ZM122 157V155H121ZM162 157V156H161ZM173 157V156H172ZM171 157V158H172ZM195 157V156H194ZM223 157V156H222ZM175 158V157H173ZM172 158V159H173ZM193 157H191L189 155V153H183L181 154V157L178 158L179 161H187V160H193L191 159ZM248 158V157H247ZM103 159V158H102ZM106 159H104V161H106ZM124 159V158H123ZM165 158L162 157V160H164ZM171 159V161H172ZM153 160V159H152ZM170 160V159H168ZM175 160V159H174ZM107 161L105 163H107ZM166 161V160H165ZM164 161V162H165ZM207 161V160H206ZM248 161V160H247ZM91 162H95L94 164H89ZM154 162V161H153ZM159 162L161 161H158V164ZM168 162V161H167ZM166 162V164H167ZM175 162V161H174ZM189 162V161H188ZM187 162V163H188ZM218 162V161H216ZM169 163V162H168ZM177 163V162H176ZM208 163V162H207ZM109 164V163H108ZM107 164V166H108ZM126 164V163H125ZM163 163H161L162 165ZM173 164V163H171ZM169 163V166L171 165ZM209 164V163H208ZM65 165V164H64ZM84 165V166H83ZM175 164H173L174 166ZM56 166V167H57ZM159 166V165H158ZM172 166V167H173ZM210 166V164H209ZM215 166V165H214ZM222 166V165H221ZM65 167V166H64ZM100 167V166H99ZM145 167V166H144ZM205 167V166H204ZM207 167V165H206ZM68 168V167H67ZM74 168H76V170H78L77 172L74 170ZM153 168V167H152ZM160 168V167H159ZM164 168V167H163ZM178 168V167H176ZM202 168V167H201ZM200 168V169H201ZM210 168V167H208ZM223 168V166H222ZM261 168V167H260ZM174 169V167H173ZM212 169V168H211ZM54 170V171H53ZM94 170V169H93ZM209 170V169H208ZM59 171V170H58ZM85 171V170H84ZM129 171V174H131L132 172ZM202 171V170H201ZM212 171V170H211ZM203 172V171H202ZM220 172V171H219ZM96 171L94 172L93 171V174H95ZM99 172H97L98 174ZM150 173V172H149ZM148 171L145 172V174H149ZM211 173V172H210ZM85 174V173H84ZM100 174V173H99ZM135 174V171L134 173ZM219 174V173H218ZM240 174V173H239ZM101 175V174H100ZM140 175V174H139ZM238 175V174H237ZM103 176V175H101ZM222 176V175H221ZM94 177V176H93ZM138 177V176H137ZM159 177V176H158ZM172 177V176H171ZM174 177V176H173ZM179 177V175H178ZM72 178V180H71ZM166 178L165 176H162V179ZM261 178V177H260ZM102 179V178H101ZM139 179V178H138ZM161 179V178H160ZM159 179V180H160ZM167 179H168V176H167ZM179 179V178H178ZM76 180V181H75ZM197 180V179H196ZM91 181V180H90ZM134 181V180H133ZM179 181V180H178ZM87 182V181H86ZM140 182V181H139ZM138 182V183H139ZM159 182V181H158ZM87 183H90V182H87ZM98 183V182H97ZM99 184V183H98ZM140 184V183H139ZM138 184V185H139ZM159 184V183H158ZM130 185H132L133 187V184L130 183ZM137 185V186H138ZM175 185V184H174ZM262 185V184H261ZM82 186V185H81ZM96 186V184H95ZM115 186L116 183H115ZM115 186H112V187H115ZM158 186V185H157ZM156 186V187H157ZM165 186V185H164ZM131 187V188H132ZM142 187V186H141ZM140 187V188H141ZM144 187V186H143ZM146 187V186H145ZM179 187V186H178ZM264 187V186H263ZM31 189V194H30V197H33L31 196L34 192L35 194L37 195L36 197L37 198H34L36 201L32 200V198L30 199H23V198H20V200H17L16 196H18V194L20 195H24L26 194V192H28L27 190ZM116 188V187H115ZM136 188V187H135ZM140 188H137L140 190ZM152 188V187H151ZM155 190V188H154ZM157 190V189H156ZM165 190V189H164ZM202 190V189H201ZM214 190V189H213ZM107 191V190H106ZM114 191H117L119 192L118 190H114ZM135 191V190H134ZM142 191V189H141ZM153 191V190H152ZM182 191V190H181ZM127 192V190H126ZM143 192V191H142ZM164 192V191H163ZM13 193H16L17 195H13ZM30 193V192H29ZM108 193V192H107ZM122 193V192H121ZM171 193V192H170ZM112 194V193H111ZM114 194V192H113ZM183 194V193H182ZM182 194H180L182 196ZM214 194V192H213ZM2 195V194H0ZM34 195V194H33ZM110 195V193H109ZM119 195L120 192H119ZM165 195V194H164ZM173 195V194H172ZM154 196V195H153ZM181 196H177L176 198H168V199H164L162 202H160V208H166L168 207V204H172L170 203L171 201L173 200H178L179 198H181ZM209 196V195H208ZM215 196V195H214ZM130 197V195H129ZM148 197V196H147ZM168 197V196H167ZM174 197V196H173ZM18 198V199H19ZM121 198H123L121 196ZM120 198V199H121ZM135 198V197H134ZM149 198V197H148ZM155 198V196H154ZM197 198V197H196ZM95 199V201H94ZM112 199V198H111ZM136 199V198H135ZM183 199V197H182ZM187 199V198H186ZM212 199V198H211ZM2 200V201H1ZM115 200V198H114ZM134 200V199H133ZM116 201V200H115ZM152 199L150 200V203H149V206L150 205H156V203H154V201H152L153 203H151ZM202 201V199H201ZM95 202V204H94ZM117 202V201H116ZM115 202V203H116ZM149 202V201H148ZM156 202V201H155ZM174 202V201H173ZM179 202V201H177ZM186 202V201H185ZM205 202V201H204ZM122 203V201H121ZM158 203V202H157ZM197 203V202H196ZM220 203V202H219ZM131 204V202H130ZM132 204H135V203H132ZM148 204V203H147ZM222 204V203H221ZM3 205V206H2ZM121 205V204H120ZM127 205V204H126ZM184 205V204H183ZM200 205V204H199ZM198 205V206H199ZM115 206V205H114ZM146 206V205H145ZM148 206V207H149ZM127 207V206H126ZM129 207V206H128ZM147 207V208H148ZM157 208H159L158 206H156ZM190 207V206H189ZM24 208V209H23ZM65 208V207H64ZM132 208V207H131ZM215 208V207H214ZM56 209V210H55ZM115 209V208H114ZM113 209V210H114ZM130 209V207H129ZM133 209V208H132ZM169 209V208H168ZM189 209V208H188ZM205 209V208H204ZM219 209V208H218ZM62 210V209H61ZM65 210V209H64ZM67 210V209H66ZM76 210V209H75ZM123 210V209H122ZM125 210V209H124ZM159 210V209H158ZM163 211V209H161ZM160 210V211H161ZM185 210V209H183ZM192 210V209H191ZM194 210V208H193ZM260 210V209H259ZM91 211H93V209H91ZM95 211V210H94ZM119 211V210H118ZM146 211V210H145ZM149 211V210H147ZM195 211V210H194ZM197 211V209H196ZM212 211V210H211ZM219 211V210H218ZM239 211V210H238ZM237 211V212H238ZM2 212V211H0ZM27 212V211H26ZM29 212V211H28ZM31 212V210H30ZM65 212V211H64ZM79 212V210H78ZM76 212V213H78ZM89 212V211H88ZM122 212V211H120ZM131 212V211H130ZM151 212V211H150ZM170 212V210H169ZM216 212V211H215ZM19 213V212H18ZM33 213V212H32ZM60 213H62L60 211ZM68 213V214H69ZM84 213V212H83ZM94 213V212H93ZM126 213V212H125ZM134 213V212H133ZM171 213V212H170ZM196 213V212H195ZM3 214V215H4ZM51 214V213H50ZM57 214V213H56ZM63 214V213H62ZM82 214V212H81ZM79 215L77 216V220L76 222H79L82 218L84 219V215ZM86 214V213H85ZM95 214V213H94ZM140 214V213H139ZM138 214V215H139ZM147 214V213H146ZM220 214V212L218 213ZM21 215V214H20ZM19 215V217H20ZM30 215V214H29ZM66 215V214H65ZM87 215V214H86ZM96 215V214H95ZM94 215V216H95ZM98 215V214H97ZM143 215V214H142ZM213 215V214H212ZM217 215V214H216ZM2 216V215H1ZM22 216V215H21ZM28 216V215H27ZM64 216V214H63ZM67 216V219H68V215ZM76 216V215H75ZM97 216V217H99ZM131 216V215H130ZM151 216V215H150ZM173 216V215H172ZM235 216V215H234ZM51 217H53V215L51 214ZM60 217V216H59ZM72 217V216H71ZM116 217V216H114ZM139 217V216H137ZM135 217V218H137ZM147 217V216H145ZM156 217V216H155ZM209 217V216H208ZM211 217V216H210ZM209 217V218H210ZM214 217V216H213ZM12 218V219H11ZM21 218V217H20ZM32 217H30L31 219ZM48 218V217H47ZM57 218H58V214H57ZM62 218V217H60ZM64 218V217H63ZM86 218H88V216H86ZM127 218L126 214H119L117 218H115V223L117 224V226H121L122 223H124L125 219ZM212 218V217H211ZM217 218V217H216ZM257 218V217H256ZM18 219V217H17ZM50 219V218H48ZM66 219V220H67ZM72 219V218H71ZM70 219V221H71ZM93 219V218H92ZM179 219V218H178ZM259 219V217L257 218ZM12 220V221H11ZM15 220V219H14ZM27 220V219H26ZM51 220V219H50ZM65 220V219H64ZM87 220L90 224H91V218L90 219H85ZM95 220H97L95 218ZM99 220V219H98ZM131 220V219H130ZM186 220V219H185ZM194 220V219H193ZM224 220V219H223ZM264 220V219H263ZM16 221V220H15ZM23 221V220H22ZM21 221V222H22ZM28 221V220H27ZM30 221V220H29ZM57 221V220H56ZM69 221V220H68ZM66 221V223L68 222ZM128 222V220H126ZM143 221V220H142ZM181 221V220H180ZM209 221V220H208ZM215 221V220H214ZM1 222V221H0ZM3 222V223H4ZM50 221H48L49 223ZM59 222V221H58ZM83 222V220L81 221V223ZM86 222V223H88ZM97 222V221H96ZM113 222V221H112ZM139 222V221H138ZM178 222V221H177ZM217 222V221H216ZM237 222V221H236ZM252 222V221H251ZM13 223V222H12ZM15 223H18V222H15ZM20 223V222H19ZM24 223V222H23ZM22 223V224H23ZM27 223V222H26ZM56 223V222H55ZM80 223V224H81ZM86 223L82 224L84 225L85 227H82L84 229H79L77 228L76 230H72L69 226V228L71 229L72 231V235L73 237L75 236L76 239L79 240V238H88L89 240H85V242L82 244V246L80 247L81 250H90L89 249V246L91 248V245L90 243H92L91 241L92 240H95L97 242L98 238L97 235L98 234H94L96 235V239H92L90 237H92V232L91 230L86 227L88 225H86ZM88 223V224H89ZM102 223V224H103ZM126 223V222H125ZM130 223H133L130 221ZM135 223V222H134ZM133 223V224H134ZM214 223V222H212ZM51 224V223H50ZM59 224V223H58ZM89 224V226L91 227V225ZM103 224V225H104ZM113 224V223H112ZM137 224V223H136ZM146 225H148L147 223H145ZM144 224V225H145ZM252 224V223H250ZM16 225V224H15ZM24 225V224H23ZM54 225V224H53ZM52 225V226H53ZM65 225V223H63V226ZM96 225V223H95ZM111 225V223H110ZM143 225V226H144ZM153 225V224H151ZM150 225V226H151ZM206 225V224H205ZM204 225V226H205ZM1 226V225H0ZM22 226V225H21ZM50 226V225H49ZM55 226V225H54ZM58 226V225H56ZM62 226V224H61ZM60 226V227H61ZM62 226V227H63ZM76 226H78L76 224ZM115 226V225H114ZM127 226V225H126ZM132 226V224H131ZM134 226V225H133ZM137 227H140L139 224L136 225ZM134 226V227H136ZM217 226V225H216ZM15 227V226H14ZM18 227V226H17ZM20 227V226H19ZM40 227V226H39ZM38 227V228H39ZM67 227V226H64V228ZM92 227H93V224H92ZM101 227V226H100ZM104 227V226H103ZM148 228V226H146ZM155 227V226H154ZM153 227V228H154ZM1 228V227H0ZM33 228V226H32ZM36 228V229H38ZM46 228V227H45ZM49 228V227H48ZM52 228V227H51ZM75 228V227H74ZM98 228V227H97ZM114 227H112L111 229H113ZM145 228V227H144ZM145 228V229H147ZM218 228H219V225H218ZM16 229V227H15ZM35 229V230H36ZM56 229V227L54 228ZM54 229L53 232L55 231ZM62 229V228H61ZM126 229H129V227H127ZM140 229V228H139ZM141 229H143V227H141ZM140 229V230H141ZM264 228H262V230L260 231L259 230V237L262 236V237H257L260 239V242L258 245H260L261 249L257 246V252H256V255L254 257V259L252 260V263L251 264H258V260L260 261H264V234H263V230ZM45 230V229H44ZM65 230V229H64ZM62 229V234H64L65 232ZM117 230V229H116ZM120 230V229H119ZM137 230V228L135 229ZM156 230V228H155ZM157 230H161V227H157ZM257 230H258V225H255L252 224L250 226H248L246 228V231H243L242 233H240L241 236L238 235H235V237L231 240L233 241L232 242V247H238L240 248L241 246H245L248 244V241L252 240L250 237V234L253 235L255 233H257ZM17 231V230H16ZM24 231V230H23ZM28 231V230H27ZM30 231V230H29ZM66 231V230H65ZM113 231V230H112ZM112 231L110 233H112ZM122 231V230H121ZM134 231V228L133 230ZM212 231H214V228L212 229ZM10 234L13 232V231H10ZM22 232V231H20ZM25 232V231H24ZM32 232V231H31ZM30 232V233H31ZM39 232H42V231H39ZM61 233V231H59ZM94 232V231H93ZM105 232V231H103ZM108 232V231H107ZM108 232V233H109ZM118 232V230H117ZM129 232V230H128ZM142 232V230H141ZM145 232V231H144ZM155 232V231H154ZM160 232V231H159ZM162 232V231H161ZM172 232V231H171ZM6 233V232H5ZM18 233V231H17ZM49 233V231H48ZM47 233V234H48ZM68 233V232H66ZM95 233V232H94ZM99 233V232H98ZM156 233V232H155ZM164 233V232H163ZM191 233V232H190ZM253 233V234H252ZM44 234V233H42ZM46 234V235H47ZM105 237L108 238L109 235H106V233H104ZM124 234V233H123ZM130 234V233H129ZM132 234V233H131ZM130 234V235H131ZM140 234V231L137 230L133 235V237H130L128 236V238L130 237L132 240L129 242L128 239L126 241V244H123L126 246H129V250L132 252L133 254V257L136 258L134 259V263H141L143 262V258L148 261L149 257L147 258V255H150L152 254V246L150 244H144L145 245H142L141 243L142 242H138L139 240V236ZM218 234V233H217ZM216 234V235H217ZM237 234V233H236ZM21 235V234H20ZM24 235V234H22ZM28 235V234H27ZM49 235V234H48ZM53 235V234H52ZM61 235V234H60ZM59 235V236H60ZM115 235V233H114ZM150 235V234H149ZM154 234H152L153 236ZM157 235H158V232H157ZM163 235V234H162ZM198 235V234H197ZM195 236L194 234H191L190 236H188L187 238V241L188 240H192L193 239H196L198 238V236ZM215 235V234H214ZM212 235V236H214ZM219 235V234H218ZM40 236V235H39ZM56 236V235H54ZM62 236V235H61ZM71 236V233L70 235ZM113 236V235H112ZM141 236V234H140ZM151 236V235H150ZM206 236V235H205ZM209 236V235H208ZM228 236V235H227ZM32 237V236H31ZM63 237V236H62ZM60 237V238H62ZM65 237V235H64ZM94 237V236H93ZM104 237V238H105ZM123 237V236H122ZM154 237V236H153ZM167 237V236H166ZM215 237V236H214ZM219 237V236H218ZM238 237H241L239 239H243V240H238ZM255 238V236H253ZM21 239V237H19ZM27 239L28 237H25L24 236V239ZM35 238V237H34ZM53 238V237H51ZM56 238V237H55ZM118 238H120V236H118ZM125 237H123V240H124ZM148 238V236H147ZM168 238V237H167ZM173 238V237H172ZM179 238V237H178ZM211 238V237H210ZM213 238V237H212ZM217 238V237H216ZM23 239V238H22ZM37 239H40L41 240V237L37 238ZM58 239V238H57ZM66 239V238H65ZM69 239V238H68ZM75 239V240H76ZM80 239V240H81ZM145 239V238H144ZM149 239V238H148ZM147 239V240H148ZM165 239V238H164ZM214 239V238H213ZM18 240V239H17ZM16 240V241H17ZM44 240V239H43ZM53 240V239H52ZM51 240V241H52ZM70 240V239H69ZM74 240V241H75ZM107 240V239H106ZM126 240V239H125ZM152 240V238H151ZM149 240V241H151ZM169 240V239H168ZM167 240V241H168ZM220 240V239H219ZM218 240V241H219ZM2 241V239H1ZM7 241V240H6ZM22 241V240H21ZM24 241V240H23ZM28 241V240H26ZM26 241H24L26 243ZM57 241V240H56ZM60 241H63L64 242V239ZM68 241V240H67ZM77 241V240H76ZM83 241V240H81ZM93 241V242H95ZM121 241H122V238H121ZM144 241V240H143ZM156 241V240H155ZM195 241V240H194ZM221 241V240H220ZM3 242V241H2ZM19 242V241H18ZM17 242V243H18ZM29 242V241H28ZM27 242V243H28ZM48 242V241H47ZM66 242V241H65ZM168 242H171L172 244V240H169ZM175 242V241H174ZM251 242V241H250ZM41 243V242H40ZM62 243V242H61ZM67 243V242H66ZM70 243V242H69ZM109 243V242H108ZM167 243V242H166ZM252 243V242H251ZM19 244V243H18ZM21 244V243H20ZM23 244V242H22ZM56 244V243H55ZM54 244V246H55ZM76 244V243H75ZM78 244H80L78 242ZM77 244V245H78ZM115 244V243H114ZM113 244V245H114ZM130 244V245H129ZM164 244V243H163ZM179 244V243H178ZM187 244V243H186ZM227 244V243H226ZM16 245V244H15ZM45 245V244H44ZM58 246V244H56ZM66 245V244H65ZM65 245H63L65 247ZM77 245H71V246H77ZM81 245V244H80ZM89 245V246H88ZM95 245V244H94ZM99 245H104V244H101L99 242ZM107 245V244H106ZM105 245V246H106ZM119 245V244H118ZM122 245V246H123ZM166 246V244H164ZM176 245V244H175ZM188 245V244H187ZM208 245V244H207ZM213 245V244H212ZM229 245V243L227 244ZM231 245V244H230ZM19 246V245H18ZM3 247V246H2ZM29 247V245L27 246V248ZM41 247V244L40 246ZM78 247V246H77ZM86 247V248H84ZM93 247V246H92ZM99 247V246H98ZM109 248V246H107ZM172 247V246H171ZM179 247V246H177ZM176 247V248H177ZM231 247V246H230ZM32 248V249H31ZM28 252H31L32 253V256L34 257L37 250H39L38 248V244L36 245L34 243L33 247H31ZM42 248V247H41ZM45 248V247H44ZM102 248V247H100ZM99 248V249H100ZM111 248V247H110ZM119 248V247H118ZM124 248V246H123ZM174 248V247H173ZM225 249V247H223ZM243 248V247H242ZM3 249V248H2ZM49 249V248H48ZM55 249V248H54ZM53 249V250H54ZM59 249V248H57ZM56 249V250H57ZM94 248H92L93 250ZM122 249V248H121ZM222 249V248H221ZM241 249V248H240ZM24 250V249H23ZM25 250H26V247H25ZM35 250V251H33ZM52 250V249H50ZM52 250V251H53ZM90 250L92 253L93 251L95 252V250ZM102 250V249H101ZM123 250V249H122ZM126 250V248L124 249ZM156 250V248H155ZM239 250V249H238ZM5 251H8V249ZM41 251V249H40ZM99 251V250H98ZM103 251V250H102ZM113 251V250H112ZM226 251V253H225ZM223 251V249L220 251L222 253V256H224V254H229L230 252H228L227 250ZM245 251V250H244ZM255 251V250H254ZM17 251L16 250H11V255L14 259H18V254L16 253ZM39 252V251H38ZM37 252V253H38ZM50 252V251H49ZM77 254L79 253L78 251H76ZM82 252V251H81ZM159 252V250H158ZM26 253V251H25ZM44 253V252H42ZM56 253V252H55ZM54 253V254H55ZM124 253V251H123ZM162 252H160L161 254ZM165 253V252H164ZM4 254V253H3ZM40 254V253H38ZM37 254V255H38ZM80 254V253H79ZM88 254V253H87ZM91 254V253H90ZM94 254V253H93ZM91 254V255H93ZM99 254V253H98ZM103 254V253H101ZM119 254V253H118ZM122 254V252H121ZM126 254V253H125ZM124 254V255H125ZM130 253V255H132ZM53 255V254H52ZM56 255H58L56 253ZM63 255V254H62ZM61 255V256H62ZM76 255V254H75ZM74 255V257H75ZM86 255V254H85ZM96 255V254H95ZM120 255V254H119ZM118 255V256H119ZM123 255V254H122ZM158 255V253H157ZM165 255V254H164ZM194 255V254H193ZM244 255V254H243ZM0 256H3L2 253ZM6 256V255H5ZM54 256V255H53ZM52 256L51 259H54ZM81 256V254H80ZM79 256V257H80ZM126 256V255H125ZM124 256V257H125ZM156 256V254H155ZM235 255H233L234 257ZM11 256L9 255V258ZM11 257V258H12ZM50 257V256H49ZM48 257V258H49ZM58 257V256H57ZM77 257V255H76ZM84 257V256H83ZM93 257H96V256H93ZM101 257V256H99ZM123 257V256H122ZM121 257V258H122ZM158 257V256H156ZM161 257V256H160ZM159 257V258H160ZM221 257V256H220ZM2 258V257H1ZM0 260H4V256L3 258ZM10 258V259H11ZM44 258V257H43ZM42 258V259H43ZM47 258V256H46ZM61 258V257H59ZM90 258V257H89ZM117 258V257H116ZM115 258V260H116ZM119 258V257H118ZM127 258V256H126ZM152 258V257H151ZM150 258V259H151ZM154 258V257H153ZM162 258V257H161ZM223 258V257H222ZM221 258V259H222ZM57 259V258H55ZM68 259V258H67ZM78 259V258H77ZM83 259V258H82ZM85 259H88L87 257ZM84 260V262H86ZM93 259V258H91ZM98 259V258H97ZM102 260V258H100ZM164 259V258H162ZM212 259V258H211ZM216 259V258H215ZM30 260V259H29ZM82 260V261H83ZM96 260V259H94ZM118 260V259H117ZM169 260V259H168ZM172 260V259H171ZM224 260V259H222ZM248 260V259H247ZM43 261V260H42ZM49 261V260H48ZM48 261L46 262L48 264ZM77 261V260H76ZM89 261V259H88ZM93 261V260H91ZM98 261V260H97ZM150 261V260H149ZM160 261V260H159ZM159 261L157 260V262L159 263ZM162 261V260H161ZM205 261V260H204ZM225 261V264H229L228 261L230 260H224ZM14 262V261H13ZM27 262V261H26ZM79 262V263H77ZM75 263L77 264H80V261H77ZM99 262V261H98ZM152 262V261H151ZM166 262V261H165ZM170 262V260H169ZM207 262V261H206ZM221 262V261H220ZM248 262V261H247ZM10 264V261L8 262ZM8 263H4V264H8ZM28 263V262H27ZM95 263V261H94ZM92 262V264H94ZM104 263V262H103ZM102 263V264H103ZM114 263V262H113ZM145 263V262H144ZM143 263V264H144ZM154 263V262H153ZM157 263V264H158ZM224 263V262H223ZM221 263V264H223ZM240 263V262H239ZM264 263V262H263ZM2 264V262H1ZM35 264V263H34ZM39 264V263H38ZM89 264V263H88ZM107 264V263H106ZM112 264V263H111ZM166 264V263H165ZM204 264V263H203ZM218 264V263H217ZM234 264V263H233Z\"/></svg>","mask_w":264,"mask_h":264}]
</instances>
